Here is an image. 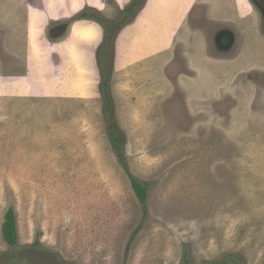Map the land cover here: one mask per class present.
<instances>
[{
    "label": "rangeland",
    "instance_id": "374dc122",
    "mask_svg": "<svg viewBox=\"0 0 264 264\" xmlns=\"http://www.w3.org/2000/svg\"><path fill=\"white\" fill-rule=\"evenodd\" d=\"M91 1L0 0V264H264L261 17L235 0L240 20L233 0H218L219 27L236 33L218 55L206 0L169 49L141 45L142 23L130 26L143 0L130 12L120 4L134 0L103 1L94 16L125 27L116 72L101 75L93 16L64 42L68 28L48 34L81 3L101 6ZM9 209L13 246L1 230Z\"/></svg>",
    "mask_w": 264,
    "mask_h": 264
},
{
    "label": "flooded vegetation",
    "instance_id": "af4514ba",
    "mask_svg": "<svg viewBox=\"0 0 264 264\" xmlns=\"http://www.w3.org/2000/svg\"><path fill=\"white\" fill-rule=\"evenodd\" d=\"M197 1L198 0H195L193 2V7L189 11V14L193 10H194L193 14H198V15L201 14L200 13V9H195ZM113 3L115 5H118L119 2L117 0H113ZM233 3H234L233 6H234V11H235V15L234 16H237L238 19H240V20L245 18V17H242V16L239 15V12H238L237 7H236L235 0H233ZM131 4H132V2L131 3L125 2L123 5L120 4V7L124 6L125 7V11L130 12L129 10H130ZM205 4H207V10L204 11L205 12V15H204L205 20L204 21L211 19V22H209V21H206V22H207V25L209 27V30H212V32L208 34L207 40L205 42H206V44H208L207 47H208L209 50H210V48L212 46V49L218 55H224V54L218 52L216 50V48H215V46H216V42H215L216 37H218L219 36L218 34L221 32V29H218V28H220L219 26H221L222 22H218L220 19L217 17V16H219L221 14V12H219V10L221 8V5L218 7V0H206ZM104 7H106V5L105 6L101 5V6L95 7L94 5L86 4V5L82 6L81 8H79V10L77 12H72L70 17L62 18V19L59 20V21H61V20H64V21L65 20H70V18L74 17L75 15H78L80 18L78 20L72 21L70 25L67 24L66 22H59L57 20H51L52 22L59 23V24L57 25L58 27L51 26L50 29H49V33L48 34H49L50 37H59V36L64 35L66 33V31L69 29L67 35L65 37H63V40L61 41V42H64L66 40V38L69 36V34H70L71 30H72V27H73V25H74V23L76 21H86L87 17H92L93 16L92 18L93 19L95 18L98 21L97 24H98V27L100 29V37H99V40L97 41V43L95 45V49H94V51L96 50V53L94 55V59L96 58L95 63L97 62V66H98L97 70L99 69V71L101 72V75H103L104 73L107 74V72H109V75H110V74H113L114 72H116V70H115V61H114L115 53H116L115 52V42H116L118 34L123 30V28L125 26L121 29L122 24L117 23L115 25L109 26L108 23H107V20H99V19H97L92 12L101 13L104 10ZM249 7L251 8L249 14H252L254 12V10H253V8H254L257 11V13L259 14V16L261 17V20H262L263 25H264V0H249ZM138 10H137V12H138ZM213 10H215V14L212 13ZM140 11H141V9H140ZM249 14H247L246 16H248ZM98 16L99 17H104V16H101V15H98ZM84 19H86V20H84ZM217 22L220 23V24H218ZM236 23H238L237 19H236ZM189 24H191V26H194L197 23H195V21H191V22H189ZM26 38H27V41H28V36H26ZM232 38L235 39V41H234V43H235L236 42V33H235V31L233 29H231V27H227V31L223 35L220 36V44L221 45H226V44H228L231 41ZM46 41L47 40H44V42H46ZM27 44H28V42H27ZM52 44H54V43H52ZM107 49L110 50L111 60H112V62L110 61L111 63L109 65V69L107 67L104 68V64H102L103 56H104L105 52H109V51H107ZM230 52L231 51H229L228 53H230ZM94 59H92L93 66H94ZM216 60H218V59H216ZM100 61H101V63H100ZM101 64H102V66H101ZM94 69H95V67H94ZM27 73L28 72H26L23 77H25V75ZM95 74H96V72H95Z\"/></svg>",
    "mask_w": 264,
    "mask_h": 264
},
{
    "label": "crops",
    "instance_id": "0c3cea01",
    "mask_svg": "<svg viewBox=\"0 0 264 264\" xmlns=\"http://www.w3.org/2000/svg\"><path fill=\"white\" fill-rule=\"evenodd\" d=\"M96 1L97 0H92L91 2L94 3ZM103 1L104 0H100L101 5ZM194 1L195 0H147L145 4L146 6L143 8L144 10L142 9L143 12L142 10L139 11L140 13L138 14V16H140H137L138 19L137 17L135 18V20L133 21V25H130L136 27L137 25H139V22L142 23V28L145 31V35L141 36L140 42H142V44H140H150V42H152L150 39L156 37V41H163L164 47L169 49L174 37L178 34L179 29H181L184 19H186L187 14L193 7ZM170 3L171 7H169ZM86 4L87 3H81L80 8ZM165 4L166 6H164ZM169 9H171V11H169ZM160 11L162 13H165L166 15H162ZM176 20L179 24L177 26H174ZM129 27H127L126 29H128ZM169 31L172 32V34H168V38H157L161 35V33H170ZM151 32L155 33V35L151 36Z\"/></svg>",
    "mask_w": 264,
    "mask_h": 264
},
{
    "label": "trees",
    "instance_id": "16d2710c",
    "mask_svg": "<svg viewBox=\"0 0 264 264\" xmlns=\"http://www.w3.org/2000/svg\"><path fill=\"white\" fill-rule=\"evenodd\" d=\"M138 0H134L131 4V6L135 3H137ZM144 3V0L141 1L139 6H142ZM131 8V7H130ZM129 10V9H128ZM130 11V10H129ZM121 144V138L117 137L113 139L112 145L114 149H119ZM135 195L137 196L138 200L144 204L145 203V197H146V190L145 186H142L141 184L136 183L134 180H132L131 185ZM2 237L5 240V242L8 245H15L16 244V238H17V230H16V224H15V217L14 212L12 209H9L7 213L4 216V222L2 224Z\"/></svg>",
    "mask_w": 264,
    "mask_h": 264
},
{
    "label": "water",
    "instance_id": "95a60500",
    "mask_svg": "<svg viewBox=\"0 0 264 264\" xmlns=\"http://www.w3.org/2000/svg\"><path fill=\"white\" fill-rule=\"evenodd\" d=\"M218 29H221V32L218 34L219 36L216 37V40H215L216 46H215V48H216V50L218 52H220L222 54H228V52L232 51L234 46H235V43H236V42L234 43L235 39L232 38L231 41L228 44L221 45L220 44V36L223 35L227 31V27L223 26V27H220Z\"/></svg>",
    "mask_w": 264,
    "mask_h": 264
},
{
    "label": "clouds",
    "instance_id": "9594fccd",
    "mask_svg": "<svg viewBox=\"0 0 264 264\" xmlns=\"http://www.w3.org/2000/svg\"><path fill=\"white\" fill-rule=\"evenodd\" d=\"M245 1H248V4H249V0H245ZM146 2H147V0H145L144 3H143V6H141V10L146 6V5H145ZM123 29H124V28H123ZM122 31H123V30H122ZM122 31L118 34L117 39H118V37L120 36V34L122 33ZM117 39H116V42H117ZM116 42H115V49H116ZM27 74H28V73H27ZM34 91H35V89H34Z\"/></svg>",
    "mask_w": 264,
    "mask_h": 264
}]
</instances>
